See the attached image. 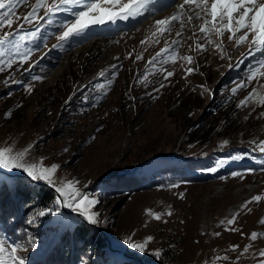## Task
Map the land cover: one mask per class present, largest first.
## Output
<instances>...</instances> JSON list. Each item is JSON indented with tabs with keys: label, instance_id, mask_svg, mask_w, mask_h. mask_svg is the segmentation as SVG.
<instances>
[{
	"label": "rangeland",
	"instance_id": "rangeland-1",
	"mask_svg": "<svg viewBox=\"0 0 264 264\" xmlns=\"http://www.w3.org/2000/svg\"><path fill=\"white\" fill-rule=\"evenodd\" d=\"M34 2L17 7L21 20L12 30L23 22ZM170 13L142 20L139 30L137 26L117 29L119 24L116 29L112 25L95 28L93 38L73 40L67 50L52 48L57 43L53 35L23 68L17 71L14 65L0 73V148L11 147L14 152L29 149L26 161L38 166L60 165L53 177L55 186L78 180L76 187L82 193L99 200L92 210L101 214L99 225L91 226L71 209L58 207V197L46 183L34 182L20 170L0 169V241L24 245L27 251L18 255L25 256L27 264H44L53 244L64 236L70 238L71 231L77 258L63 260V264H259L264 259L259 257L264 237L249 239L252 232L264 233L260 223L264 220V199L249 204L250 212L241 208L253 196L264 197V155L253 152L251 143L264 140V116L260 115L264 106L255 103L264 89L252 81L248 88L232 95V89L244 80L261 54H250L247 44L237 51L225 39L231 59H221L214 46L201 55L195 39H188L192 36L189 26L176 64L163 66L174 75L164 81L166 71L152 75L154 69L149 67L148 80L155 83L145 88L136 76L145 72L148 60L165 43L161 38L144 51L146 45L140 41L151 37L155 19ZM168 39L177 37L173 33ZM128 52L133 55L125 59ZM140 53L143 58L135 61ZM184 55L194 56L197 64L180 60ZM112 64L122 67L108 88L99 73ZM188 67L197 70L185 79ZM29 68L30 73L25 71ZM13 72L15 80L24 83L30 82V75L44 79L35 82L28 94L24 84L5 83ZM259 81L264 84V77ZM160 82L165 87L157 92L154 89ZM100 84L105 88H99ZM253 87L259 95L248 107L238 109ZM224 141L228 143L221 147ZM238 153H244L245 158L230 159ZM166 158L169 161H164ZM177 160L193 165L190 176L181 172L180 165L165 170ZM220 161L223 164L216 173L207 171ZM236 171L243 172V178L232 177ZM135 177L141 183L131 186ZM121 178L125 179L118 183ZM171 183L179 187L168 188ZM44 190L51 198L48 202L40 200ZM40 212L45 215L40 216ZM237 213L236 222L229 225L227 221ZM155 214L161 219L156 220ZM78 222L81 234L75 231ZM148 237L152 240L144 251L124 243L131 238L140 244ZM233 245L238 247L233 250ZM249 245V251L241 255ZM224 256L229 259H222Z\"/></svg>",
	"mask_w": 264,
	"mask_h": 264
},
{
	"label": "snow or ice",
	"instance_id": "snow-or-ice-1",
	"mask_svg": "<svg viewBox=\"0 0 264 264\" xmlns=\"http://www.w3.org/2000/svg\"><path fill=\"white\" fill-rule=\"evenodd\" d=\"M160 0H35L31 5V10L22 17L23 22L12 30L13 24L21 20L17 15V7L19 5H28L29 0H0V73L6 70L13 69L17 66V71L23 68L24 64L28 63L33 54L41 48V45L47 46L48 37L55 36L56 44L52 45L53 49L67 50L66 46H70L73 40H86L93 28L106 27L112 25L117 26L119 23L137 22V30L139 22L146 20L149 17H155L161 12L158 7ZM164 10L175 9L171 15L164 16L160 19H155L154 30L151 32V37H146L140 41V44L146 45L144 51L148 47L160 43V39H164L165 47L148 60L144 73L138 74L136 80L138 83L144 82V87L155 81L148 80V68L154 69L152 75L156 72L166 71L163 80L167 81L174 75V71H169L164 68V65H175L177 62V51L181 47L183 33L186 28L191 26L192 36L188 39H195V48L199 54H204L209 50V46H214L221 53V59H231L227 54L225 39L229 43H233L235 49L239 51L240 47L245 44L249 47V52L260 53V58L255 64L250 65L249 72L243 81L238 82L237 87L232 89V95L235 96L239 91L249 87L252 81H256L260 88L264 89V84H260L259 77H264V0H171V3L163 6ZM41 11L43 15H40ZM67 17L58 19V17ZM43 22V23H42ZM179 25V30L177 29ZM45 26L53 27L56 32L48 31ZM7 27L9 31H3ZM197 32L200 34L197 36ZM46 33V35H45ZM175 33L177 39L169 37ZM127 35V33H125ZM199 41H204L200 43ZM119 43V41H115ZM191 48V46H189ZM135 51V50H133ZM133 52H128L125 59H130ZM143 58V53L137 54L135 61ZM115 59H119L116 57ZM180 60L186 61L189 65L197 64L196 59L192 55H184L179 57ZM135 61H133L135 63ZM159 64L161 67L157 68ZM183 66V65H182ZM232 65H230L231 67ZM122 65L112 64L109 69L102 70L99 77L106 81V85L110 88L113 82L117 79L118 70ZM196 68L188 67L185 69V79L187 75L196 72ZM25 71L31 72V68ZM13 72L9 80L5 83L24 84L25 91L31 94L34 83L42 82L44 77L40 75H30V82L24 83L17 81L14 78ZM99 88H105V84L98 85ZM165 87L163 82H160V87L154 89L159 92L160 88ZM202 87V86H201ZM205 91H208L205 89ZM103 96L107 95L105 91ZM259 95L257 88L253 87L252 92L247 97L240 101L237 105L238 109L248 107L253 102L254 97ZM100 97L97 98L99 102ZM255 103L264 106V95H259V99ZM255 111V107L252 108ZM11 115L10 113L8 114ZM251 115V113H249ZM264 116V112L260 113ZM248 119V117H245ZM94 139V137H93ZM228 141H224L221 147L226 145ZM252 151H259L264 155V140L251 142ZM31 147V146H29ZM68 149H64L66 152ZM29 149L20 152H14L11 147L0 148V169H6L9 172L20 170L34 182H44L54 188L58 194L56 204L60 208H69L75 212L83 221L91 226H98L100 223V213L93 211L96 205L99 204L98 199L90 198L87 193H82L76 185L78 180L69 181L67 185L55 186L53 179L55 173L60 168L58 164H52L50 167L38 166L36 163L26 161V154ZM245 158L244 153L234 154L230 157L231 160L239 161ZM264 163V161H261ZM223 161L218 162L214 167L207 169L211 174H214L221 167ZM264 170V169H262ZM253 171V170H250ZM232 177L243 178V172H232ZM168 188H177L179 184L171 183ZM182 195V194H181ZM264 197L256 195L250 200L245 201L241 206L242 209L248 208L253 202L259 203ZM51 211V210H49ZM153 215L152 213H149ZM44 216V212L39 213ZM171 215V213H169ZM234 214L227 221L229 225L236 222ZM154 218L160 220L161 216L155 214ZM34 221L29 220L28 223ZM223 223V221L221 222ZM260 223L264 225V220ZM236 231L237 229H226ZM215 235H219L216 233ZM264 237V233L252 232L249 239L256 241ZM152 240L148 237L143 243H135L131 238L124 241L126 245L137 251H144L146 245ZM31 243V241L29 242ZM238 245H233L235 250ZM249 246H245L243 253L249 251ZM21 251H27V248L21 244L10 245L6 241H0V264H27V259L23 255H18ZM157 257L159 252L154 253ZM259 257L264 258V250L259 252ZM216 259H221L217 257ZM228 260L229 257H222ZM239 259V257L237 258ZM259 264H264V259L259 261Z\"/></svg>",
	"mask_w": 264,
	"mask_h": 264
},
{
	"label": "trees",
	"instance_id": "trees-1",
	"mask_svg": "<svg viewBox=\"0 0 264 264\" xmlns=\"http://www.w3.org/2000/svg\"><path fill=\"white\" fill-rule=\"evenodd\" d=\"M194 163H196V162H194ZM173 164H174L173 166L166 167L165 170L166 171L174 170L175 166L180 165V167L181 166L183 167L181 172L182 173H186V177L190 176L189 172L191 170H193V165L189 164L188 161L182 162V160H177V161L173 162ZM134 173H136V171H134L132 174H134ZM192 178H193V176H192ZM124 179L125 178L119 179L118 183H120V181L124 180ZM140 183H141V181L137 177H135L134 180L132 182H130L131 186H135V185H138ZM51 194L52 193H50V195ZM40 196H41L40 200H42L43 202H46V201L48 202L51 199L50 197H48V191L45 192V190L42 191ZM16 223H18V222H16ZM79 227H81V226H80V224L78 222L76 224V230L75 231H77L76 233H78V234L80 233L81 234L82 230H80ZM70 233H71V237L70 238H67V236H64L62 239L56 241L53 244L52 249L47 254L46 264H58V263L59 264H63V260H67L69 262H72V261L76 260L77 254L75 253L76 245H75L74 236L72 235L73 231H71ZM96 233H97V236L99 238H101V243L103 245H105L106 241L102 237H100V234L98 232H96ZM79 257H80V255H79ZM125 264H127V263H125Z\"/></svg>",
	"mask_w": 264,
	"mask_h": 264
},
{
	"label": "water",
	"instance_id": "water-1",
	"mask_svg": "<svg viewBox=\"0 0 264 264\" xmlns=\"http://www.w3.org/2000/svg\"><path fill=\"white\" fill-rule=\"evenodd\" d=\"M40 184V183H39ZM41 184H44V185H46L45 183H41ZM49 186V185H48ZM53 191H54V188L53 187H51V186H49ZM54 193L56 194V196L58 197V194L54 191ZM67 212V211H66ZM78 216V215H77ZM79 217V216H78ZM141 263H143V262H141Z\"/></svg>",
	"mask_w": 264,
	"mask_h": 264
},
{
	"label": "bare ground",
	"instance_id": "bare-ground-1",
	"mask_svg": "<svg viewBox=\"0 0 264 264\" xmlns=\"http://www.w3.org/2000/svg\"><path fill=\"white\" fill-rule=\"evenodd\" d=\"M167 12L169 13V12H171V11H167ZM168 15H170V14H168ZM154 22H155V21H154ZM75 52H76V51H74V53H75ZM67 213H69V212H67Z\"/></svg>",
	"mask_w": 264,
	"mask_h": 264
}]
</instances>
